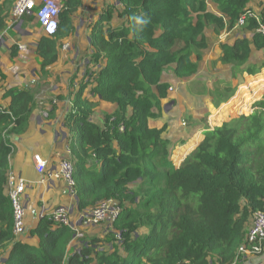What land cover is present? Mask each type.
Masks as SVG:
<instances>
[{"label": "trees", "instance_id": "obj_1", "mask_svg": "<svg viewBox=\"0 0 264 264\" xmlns=\"http://www.w3.org/2000/svg\"><path fill=\"white\" fill-rule=\"evenodd\" d=\"M116 1L118 7L106 3L93 23L90 63L97 67L86 68L63 124L70 133L76 210L111 199L119 203L120 213L102 237L78 238L75 229L50 215L29 230L38 237L36 245L13 233L7 183L11 137L27 129L34 90L10 87L4 93L10 104L0 108V264H243L249 255L238 248L246 243L248 217L264 212V99L250 115L207 128L178 167L171 160V141L163 136L165 125L150 127L148 119L160 115L167 94L169 83L160 81L164 70L179 79L199 70L201 52L209 48L206 29L220 35L243 28L219 44L217 62L228 65L234 77L264 68V35L257 31L264 7L259 13L251 10V0H210L215 11L206 0ZM61 2L56 32L42 36L36 46L43 75L57 59L59 40L73 31L71 16L81 5V0ZM4 5L0 35L12 33ZM247 10L251 15L237 25ZM25 18L36 20L33 13ZM9 50L13 57L17 46ZM88 84L90 95L115 105L102 124L91 118L95 103L84 96ZM214 88L209 94L218 95L217 105L236 89L219 80ZM220 88L222 95L217 94ZM238 95L248 93L241 88ZM72 241L76 245L70 247ZM254 254H264V241ZM253 264H264V259Z\"/></svg>", "mask_w": 264, "mask_h": 264}, {"label": "crops", "instance_id": "obj_2", "mask_svg": "<svg viewBox=\"0 0 264 264\" xmlns=\"http://www.w3.org/2000/svg\"><path fill=\"white\" fill-rule=\"evenodd\" d=\"M13 1L0 0V3H5L8 11L7 28L12 31L3 32L0 40V108H6L10 104L11 97L4 95L10 87L34 90V105L29 115L27 129L24 133L11 137L9 174L13 176V184H17L19 178H22L25 184L22 196L25 206V231L17 237L36 245L38 237L31 235L29 230L37 225L42 216L50 215L56 207L68 208L72 220L76 221L80 217V211L76 210L75 194L72 195L64 180L55 176L53 172L58 169L63 158L69 157L72 161L68 147L70 133L63 120L69 116L73 108L71 94L77 91L86 68L97 67L90 63L93 46L89 33L94 21L105 9V4L113 2L81 1V5L71 16L73 31L59 40L61 43L57 47V59L45 67L47 74L43 75L37 61L36 46L40 38L47 34L34 19L28 20L23 17L17 21L13 20L11 16ZM115 4L118 7L116 0ZM209 6L211 11H215L212 2ZM260 7L264 5L260 4ZM114 22L113 25L118 24L116 18ZM13 44L17 46V50L16 55L12 57L9 48ZM160 81L169 83L172 90H167L166 97L161 100L160 115L150 117L148 124L150 127L165 125L163 136L171 141V160L178 167L203 140V132L207 127L212 129L214 122L209 118L213 106L208 96L194 89L190 92L186 84L188 80L176 78L171 69L161 73ZM89 89L90 84L87 85L84 96L95 103L91 118L102 124L104 114L111 113L115 105L99 99L98 96L90 95ZM52 108L54 111L49 116ZM34 154H40L47 160L46 171L42 174L35 168ZM77 225L88 237H102L106 230L109 228L112 230L106 223L90 224L79 221ZM75 245V241L70 243V247Z\"/></svg>", "mask_w": 264, "mask_h": 264}, {"label": "built area", "instance_id": "obj_3", "mask_svg": "<svg viewBox=\"0 0 264 264\" xmlns=\"http://www.w3.org/2000/svg\"><path fill=\"white\" fill-rule=\"evenodd\" d=\"M62 6L61 0H14L11 8V16L13 20L17 21L26 14L33 13L42 30L47 35H51L55 33L58 28L59 14L62 10ZM33 9L35 10L34 12L32 11ZM249 15H251V11L247 10L238 18L237 25H242ZM257 31L264 35V23L259 22ZM168 90H172V86H169ZM33 160L37 172L40 174L44 173L46 171L47 160L40 154H34ZM74 169V164L68 157L63 158L59 162L58 169L53 172L55 176L64 180L72 195L75 194ZM12 179L13 176L9 174L7 183L13 213V233L19 236L25 231V206L22 201L25 184L22 178L18 179L17 184H13ZM120 210L121 208L118 202L105 199L98 202L89 210L80 211V217L76 221L70 218V212L68 208L64 206H58L53 209L50 213V218L56 223L71 226L77 231L76 237L79 238L83 235L77 225L79 221L81 223L90 224L106 223L111 226L115 218L119 215ZM116 239L118 243L121 241L119 235L116 236ZM263 241L264 212L256 210L253 212L250 228L246 235V243L240 245L238 251L241 254L259 253Z\"/></svg>", "mask_w": 264, "mask_h": 264}, {"label": "rangeland", "instance_id": "obj_4", "mask_svg": "<svg viewBox=\"0 0 264 264\" xmlns=\"http://www.w3.org/2000/svg\"><path fill=\"white\" fill-rule=\"evenodd\" d=\"M206 1L209 10H212L209 6L211 4V1ZM112 2L115 3V0H112ZM250 4L252 6L251 10L255 9V11L259 13V5H264V0H251ZM210 30H205L206 35L209 37V48L201 52L199 70L189 79L183 80H188V82H190L186 83L190 92L192 91L190 90L191 87L192 89L198 91V93L208 96L209 100L211 101V105L213 106L211 109L212 112L210 111L211 117L209 119H211V122L212 120L216 121L215 124L212 123L213 128V126H215L216 124H221L223 121L235 119L240 117L241 115H250L254 110L257 109V102L264 99V68L253 74L244 72L242 73V75H239V77H234L232 75L231 68L228 65H222L221 63L217 62L221 54L219 44L227 40L229 37H232L237 32H244L243 28L237 26L236 28L222 32L220 35H215ZM218 80L229 81L236 87L233 95L227 98L224 102H221L219 105H217L216 103L218 95L211 96V94H209L211 92H214L213 90L215 89V83ZM221 88L218 90L219 93L217 94L222 95L224 93ZM241 88L246 90V92L248 93L247 96H243L242 98H240V95H238V92ZM243 93L245 92H242L241 94ZM238 106L243 107L244 110L240 109ZM216 116L219 117L215 118ZM196 120H198V118H196ZM252 216L253 212L248 217L249 222H251ZM248 255L249 256H247V258L243 261V264H245V262L247 264V261L249 262V264L254 261V263H256L259 259L260 261L264 259V254L259 257L255 254H253L255 256H251L252 254Z\"/></svg>", "mask_w": 264, "mask_h": 264}, {"label": "water", "instance_id": "obj_5", "mask_svg": "<svg viewBox=\"0 0 264 264\" xmlns=\"http://www.w3.org/2000/svg\"><path fill=\"white\" fill-rule=\"evenodd\" d=\"M74 197H75V199L77 198V196H76V195H74Z\"/></svg>", "mask_w": 264, "mask_h": 264}]
</instances>
